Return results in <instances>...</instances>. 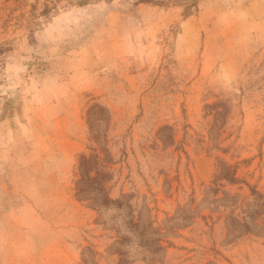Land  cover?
<instances>
[{
	"label": "rangeland",
	"instance_id": "374dc122",
	"mask_svg": "<svg viewBox=\"0 0 264 264\" xmlns=\"http://www.w3.org/2000/svg\"><path fill=\"white\" fill-rule=\"evenodd\" d=\"M79 1L0 0V264H264V0Z\"/></svg>",
	"mask_w": 264,
	"mask_h": 264
},
{
	"label": "trees",
	"instance_id": "16d2710c",
	"mask_svg": "<svg viewBox=\"0 0 264 264\" xmlns=\"http://www.w3.org/2000/svg\"><path fill=\"white\" fill-rule=\"evenodd\" d=\"M86 1L87 0H80L78 3H84ZM142 1H147V0H142ZM182 1L184 4V9H185L186 14H190L191 10L194 8V6L197 3V0H182ZM49 4L55 5L54 0H48V3H46V5H45V9L42 11L43 14L50 12L51 5H49ZM99 160H101V159L98 158L97 155H94L93 157H89V158H87L85 156L80 157V161H79L80 175H81V172L84 173L86 178L89 181L93 180V179L89 178V175L91 172H93L96 175L95 177H101L104 173L100 169L102 167V165L100 164ZM95 166H98V167H95ZM218 167H219L218 168V175L214 179V182L217 180H221V179H225L228 182H234L236 180L235 179L236 168L234 165L229 166V165H226L225 163H223L222 161H219ZM91 168H94V169H91ZM94 182L95 181H93V183ZM214 182H212V186H208L206 188V191H210L211 193H213L215 195V193L217 192V189H216V187H214V184H215ZM90 186H92V184ZM99 189H102V188H99ZM85 190H87V189H85L83 187H79L78 188V196L80 194V197H81V194H83L84 192H88ZM82 201H84V199H82Z\"/></svg>",
	"mask_w": 264,
	"mask_h": 264
}]
</instances>
